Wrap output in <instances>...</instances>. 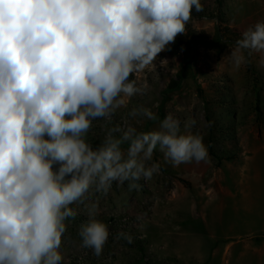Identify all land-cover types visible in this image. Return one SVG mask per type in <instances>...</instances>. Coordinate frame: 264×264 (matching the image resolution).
Wrapping results in <instances>:
<instances>
[{
    "label": "clouds",
    "instance_id": "clouds-1",
    "mask_svg": "<svg viewBox=\"0 0 264 264\" xmlns=\"http://www.w3.org/2000/svg\"><path fill=\"white\" fill-rule=\"evenodd\" d=\"M193 11L201 0H0V264H62L73 204L87 216L80 246L99 257L110 233L92 196L113 183L138 189L160 170L148 163L157 148L173 167L207 161L193 117L183 131L169 113L151 131L115 125L95 147L86 139L94 120L147 92L129 77L185 33ZM230 49L234 70L254 54L264 67V20ZM128 115L159 119L142 104Z\"/></svg>",
    "mask_w": 264,
    "mask_h": 264
},
{
    "label": "rangeland",
    "instance_id": "rangeland-1",
    "mask_svg": "<svg viewBox=\"0 0 264 264\" xmlns=\"http://www.w3.org/2000/svg\"><path fill=\"white\" fill-rule=\"evenodd\" d=\"M201 3L203 11H193L185 33L129 77L146 84L147 92L125 98L110 120H94L86 139L95 147L115 125L151 131L169 113L183 131L193 117L191 131L203 136L207 161L173 167L157 148L148 163L160 170L138 181V189L113 183L106 195L92 196H99L97 218L110 233L99 257L80 246L86 211L71 205L77 216L66 220L62 264H264V221L238 227L228 211L264 202V67L259 54L239 70L223 59L244 30L264 20V0ZM141 104L159 119L130 117ZM121 231L133 242L116 239Z\"/></svg>",
    "mask_w": 264,
    "mask_h": 264
},
{
    "label": "bare ground",
    "instance_id": "bare-ground-1",
    "mask_svg": "<svg viewBox=\"0 0 264 264\" xmlns=\"http://www.w3.org/2000/svg\"><path fill=\"white\" fill-rule=\"evenodd\" d=\"M228 211L230 213V220L234 221L238 227H247L244 224L248 222H252L251 224L256 226L264 221V202L261 205L250 204L245 208L229 209ZM230 220L227 223H230Z\"/></svg>",
    "mask_w": 264,
    "mask_h": 264
},
{
    "label": "trees",
    "instance_id": "trees-1",
    "mask_svg": "<svg viewBox=\"0 0 264 264\" xmlns=\"http://www.w3.org/2000/svg\"><path fill=\"white\" fill-rule=\"evenodd\" d=\"M229 158H233V157H229Z\"/></svg>",
    "mask_w": 264,
    "mask_h": 264
}]
</instances>
